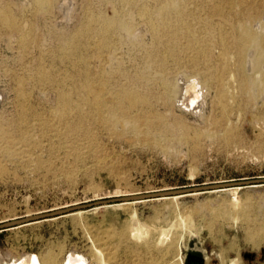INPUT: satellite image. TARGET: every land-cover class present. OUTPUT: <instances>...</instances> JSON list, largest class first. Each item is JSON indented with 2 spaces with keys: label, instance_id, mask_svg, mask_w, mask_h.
I'll return each mask as SVG.
<instances>
[{
  "label": "rangeland",
  "instance_id": "1",
  "mask_svg": "<svg viewBox=\"0 0 264 264\" xmlns=\"http://www.w3.org/2000/svg\"><path fill=\"white\" fill-rule=\"evenodd\" d=\"M165 5L0 0L10 20L0 18V225L124 195L264 178V77L221 70L219 48L204 34L207 0L182 5L208 52L174 48L163 34ZM248 12L264 22V0ZM82 32H108L103 60L93 63L106 78L101 116L81 94L83 58L93 51ZM197 74L209 85L204 110L181 112L169 88ZM123 90L139 100L125 116L111 111L127 103ZM119 203L0 229V254L52 256L54 264L73 252L90 264H179L181 256L183 264H264V182ZM139 225L148 230L141 241L130 237ZM161 230L169 240L158 246Z\"/></svg>",
  "mask_w": 264,
  "mask_h": 264
},
{
  "label": "bare ground",
  "instance_id": "2",
  "mask_svg": "<svg viewBox=\"0 0 264 264\" xmlns=\"http://www.w3.org/2000/svg\"><path fill=\"white\" fill-rule=\"evenodd\" d=\"M164 1L166 5L162 11L165 18L163 34L168 37L170 45H173V47L175 48L176 46L178 47L182 44L180 49H185V51L191 52L195 51L198 55L200 53L208 52V48L205 47V45L207 44V39L201 36L203 35V33L193 32L192 28L184 23V19L187 16V13L182 5L184 0ZM187 1L194 2L198 0ZM207 1L210 3V7L208 8V18L203 20V23L204 28H207L208 30H210V32H205L204 34H209V37H211V42L215 43V45L219 48V56L217 58V61L221 70L224 71L228 66L235 67L237 69V72L244 79H247L249 75H252L254 76L253 80L261 83L264 77V22H262L260 19L247 16L249 13L248 8H250L251 5H254L256 1L261 2L262 0H251V3L249 2V0ZM248 4L250 7H247ZM169 7H175L176 13L174 14L170 12ZM173 14L174 16L172 18ZM1 16L2 15L0 13L2 23L4 25H9V17ZM107 34L108 32H82V35L87 42V48H92L93 51L92 53H87L83 58L84 69L82 77L84 79V82L83 86L80 89H82L81 94L83 96H86V100L88 99L85 105L86 109H88L90 113H94L96 116H101L105 107L104 103L102 102L103 100H100V97L105 90L104 82L106 78L104 79L103 77L101 67L96 75L93 74V63L96 60H103V54L109 47ZM164 47L166 46L164 45ZM198 59V56H196V62H198ZM233 82L234 75L232 73H229L227 83L233 84ZM94 84H96V86H94ZM165 85L166 84H164L163 87ZM169 86L170 84H168L167 87ZM208 86L209 85H207V82L203 80L200 74L188 78L179 76L175 79V81H173L172 86H170L169 88V97H171L170 99L174 101L173 104L179 111L194 114L198 113L199 115H201L202 111L204 110L206 97L209 91ZM252 86L254 88V85ZM232 93L234 94V91H231V94ZM59 96L63 99L67 97V94H64L60 91ZM91 96H93L97 101L95 104H92L89 101V98ZM118 96V98L121 100L125 99L127 103L123 105L116 104V106H113L111 108V111H117L118 113H120V115L125 116L128 115L132 109H135L138 106L139 100L134 96L129 95L126 90H123L121 93H119ZM65 108H69V104L67 102H65ZM124 126L122 125L121 127L124 129ZM236 187L239 186L225 189ZM177 197L178 196H171L170 198ZM133 202L134 201L120 202L117 205L131 204ZM147 235L148 230L143 225L133 227L130 230V237L137 241L144 240ZM168 240L169 233L161 230L157 239V245L162 246L166 244ZM7 257H4L0 254V264H54V258L52 256H46L47 258H40L36 254H29L17 257L13 260ZM183 259L184 258L182 256L179 258V264H183ZM65 260H67L69 264H75L80 261L84 262L85 264H90V261L86 257L75 252L67 254L62 264L65 263Z\"/></svg>",
  "mask_w": 264,
  "mask_h": 264
},
{
  "label": "water",
  "instance_id": "3",
  "mask_svg": "<svg viewBox=\"0 0 264 264\" xmlns=\"http://www.w3.org/2000/svg\"><path fill=\"white\" fill-rule=\"evenodd\" d=\"M264 182V178H256V179H247V180H237V181H229V182H222V183H211V184H204L199 186H192V187H182L177 189H169V190H162V191H154L142 194H131V195H124L115 198H109L106 200H98L94 203L90 204H79L74 205L62 209H57L53 211H48L44 213H39L35 215H29L22 217V219L14 220L10 222H5L0 225V229L10 228L25 225L28 223H32L35 221L50 219V217L58 216L62 214H66L72 211H76L78 209L89 207L90 205H101L106 203L112 202H131L137 200H145L151 198H167L171 196H178L188 193H195V192H202V191H211V190H221L225 188H230L232 186H248L251 184L262 183ZM64 264H69L67 260H65ZM75 264H85L84 262L80 261Z\"/></svg>",
  "mask_w": 264,
  "mask_h": 264
},
{
  "label": "flooded vegetation",
  "instance_id": "4",
  "mask_svg": "<svg viewBox=\"0 0 264 264\" xmlns=\"http://www.w3.org/2000/svg\"><path fill=\"white\" fill-rule=\"evenodd\" d=\"M191 261L188 264H198V263H193L195 261V259L191 258Z\"/></svg>",
  "mask_w": 264,
  "mask_h": 264
},
{
  "label": "crops",
  "instance_id": "5",
  "mask_svg": "<svg viewBox=\"0 0 264 264\" xmlns=\"http://www.w3.org/2000/svg\"><path fill=\"white\" fill-rule=\"evenodd\" d=\"M89 260V259H88Z\"/></svg>",
  "mask_w": 264,
  "mask_h": 264
}]
</instances>
